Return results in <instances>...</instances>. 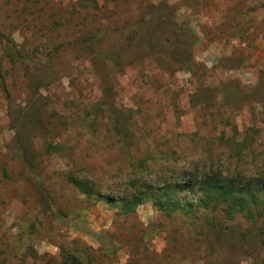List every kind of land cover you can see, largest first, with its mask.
<instances>
[{
	"label": "rangeland",
	"instance_id": "374dc122",
	"mask_svg": "<svg viewBox=\"0 0 264 264\" xmlns=\"http://www.w3.org/2000/svg\"><path fill=\"white\" fill-rule=\"evenodd\" d=\"M0 76V264H264V193L119 212L132 178L264 182V0H0Z\"/></svg>",
	"mask_w": 264,
	"mask_h": 264
},
{
	"label": "trees",
	"instance_id": "16d2710c",
	"mask_svg": "<svg viewBox=\"0 0 264 264\" xmlns=\"http://www.w3.org/2000/svg\"><path fill=\"white\" fill-rule=\"evenodd\" d=\"M177 37L179 36L177 35ZM167 39L170 43L166 45V48L169 47V50H171L170 47H175V45H172V39L169 37ZM145 42V40H140L138 47ZM146 45H149L146 48L148 52H151L157 58L166 57L169 60L181 57L180 54L174 55V51L172 53H169V50V52H161L155 49L153 44L147 43ZM176 45L179 46L180 43ZM117 63L118 61H116ZM0 89L6 94L1 76ZM262 168L264 169V166ZM209 171L201 170L200 173L182 172L180 175L176 174L167 180L157 178L155 181L160 183L157 186L147 183L149 181L145 179L143 182H139L137 178H132L129 185L131 191L126 200H121L119 212L121 214L132 212L136 206L148 200L156 210L168 214L177 211L191 213V211L197 209L212 212L221 208L224 210L225 215L231 214L234 210H240L247 219H253L258 213L256 212V204L253 201L257 194L264 193V182L260 179H244L238 173L223 175L216 171ZM70 182L80 194L86 196L93 194L96 199L99 198L95 187L87 180L74 178L70 179ZM187 196L190 199L180 200ZM192 200L194 202H191Z\"/></svg>",
	"mask_w": 264,
	"mask_h": 264
}]
</instances>
